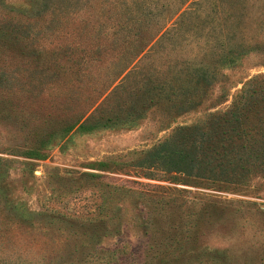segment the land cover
I'll list each match as a JSON object with an SVG mask.
<instances>
[{"label": "rangeland", "instance_id": "374dc122", "mask_svg": "<svg viewBox=\"0 0 264 264\" xmlns=\"http://www.w3.org/2000/svg\"><path fill=\"white\" fill-rule=\"evenodd\" d=\"M72 1L28 22L20 13L43 0H0V24L33 40L8 51L0 88H11L0 94V264H264V173L221 190L146 175L166 160L161 145L175 129L225 110L245 81L264 75V43L221 71L213 93L222 84L226 102L212 96L183 115L151 106L131 126H110L100 106L114 63L95 51L122 32L99 4ZM232 5L237 35L264 39V0ZM50 19L57 25L46 27ZM60 46L76 50L71 60ZM164 195L173 201L161 203Z\"/></svg>", "mask_w": 264, "mask_h": 264}, {"label": "trees", "instance_id": "16d2710c", "mask_svg": "<svg viewBox=\"0 0 264 264\" xmlns=\"http://www.w3.org/2000/svg\"><path fill=\"white\" fill-rule=\"evenodd\" d=\"M66 1L68 7H75L72 0ZM58 2L43 0V9H36L33 4L32 9H27L29 12L26 10L20 16L28 22L47 17V12L56 17ZM90 2L96 11V4L102 6L103 14L99 15L111 19L109 27L113 23L114 29L122 32L106 47L97 45L95 51L96 56L108 51L114 63L108 75L112 87L100 106L110 126H131L151 106L164 105L172 114L183 115L201 108L212 96L218 104L226 102L230 95L222 84L221 94L213 93L223 78L221 71L234 68L264 43L259 37L247 39L237 35L233 0ZM105 2H109L107 12ZM50 25L57 24L50 19L46 27ZM102 27L107 26L102 24L95 32ZM22 29L0 24V88L2 80L9 77L4 71L10 61L6 58L8 51L19 47L20 41H33L32 32ZM59 48L69 58L66 60H71L76 51L70 46ZM36 50L40 55L51 51L56 56V49ZM58 61L53 59L50 63ZM10 89L5 88L0 94L6 95ZM108 106L111 108L107 110ZM161 147L166 160L155 162L147 177L174 184L201 181L206 188L221 190L243 184L252 172L264 173V75L245 81L225 110L211 114L202 123L175 129ZM157 198L164 204L173 201L167 195Z\"/></svg>", "mask_w": 264, "mask_h": 264}]
</instances>
